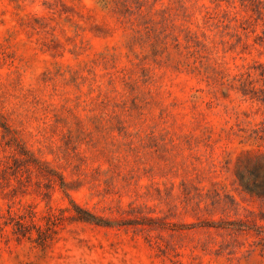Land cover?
I'll list each match as a JSON object with an SVG mask.
<instances>
[{
	"label": "rangeland",
	"instance_id": "374dc122",
	"mask_svg": "<svg viewBox=\"0 0 264 264\" xmlns=\"http://www.w3.org/2000/svg\"><path fill=\"white\" fill-rule=\"evenodd\" d=\"M0 264H264V0H0Z\"/></svg>",
	"mask_w": 264,
	"mask_h": 264
},
{
	"label": "trees",
	"instance_id": "16d2710c",
	"mask_svg": "<svg viewBox=\"0 0 264 264\" xmlns=\"http://www.w3.org/2000/svg\"><path fill=\"white\" fill-rule=\"evenodd\" d=\"M240 181H241V179H240Z\"/></svg>",
	"mask_w": 264,
	"mask_h": 264
}]
</instances>
